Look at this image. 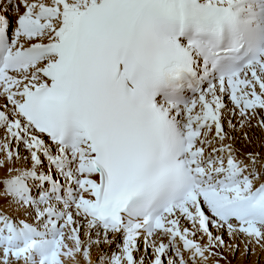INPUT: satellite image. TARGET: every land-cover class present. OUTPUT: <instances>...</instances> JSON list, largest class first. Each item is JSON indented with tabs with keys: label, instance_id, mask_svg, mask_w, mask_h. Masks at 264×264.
Here are the masks:
<instances>
[{
	"label": "snow or ice",
	"instance_id": "6c2138e0",
	"mask_svg": "<svg viewBox=\"0 0 264 264\" xmlns=\"http://www.w3.org/2000/svg\"><path fill=\"white\" fill-rule=\"evenodd\" d=\"M8 3L0 264L264 248V156L244 164L224 128L264 130V0Z\"/></svg>",
	"mask_w": 264,
	"mask_h": 264
},
{
	"label": "rangeland",
	"instance_id": "374dc122",
	"mask_svg": "<svg viewBox=\"0 0 264 264\" xmlns=\"http://www.w3.org/2000/svg\"><path fill=\"white\" fill-rule=\"evenodd\" d=\"M231 118V117H229ZM235 123V120H233ZM225 131L230 132V135L235 137L233 141L234 147L237 148L240 154L244 155L247 158L248 153H260L261 156H264V130H261L256 127L255 121L253 126L250 129H243L238 131H231L228 128L227 120L224 122ZM245 133L247 138H245ZM23 154V149H21ZM264 163V162H262ZM17 167H24L25 165L17 162ZM260 167L259 165L257 166ZM6 173L3 170H0V181L3 180ZM264 180V178H262ZM3 185L0 183V204H6L7 200L10 199L2 194ZM10 214L15 215L13 208H8ZM185 226H189L185 223ZM215 232V230H213ZM83 238V230L81 232ZM119 238L117 237V240ZM224 240L227 243L236 244L239 243V248L235 251L228 249L227 247L213 249L212 251L216 252L215 256L209 255V258L206 262L207 264H264V248L255 247L253 250L246 251L244 244L241 241L230 240L227 233L224 234ZM203 243H207V238L205 237ZM115 249V244L111 246H104V251H110ZM99 249L94 247L91 251V258L93 264H96L97 257L99 254ZM64 264H85V260L82 255H77L75 259L65 258ZM87 264V261H86Z\"/></svg>",
	"mask_w": 264,
	"mask_h": 264
},
{
	"label": "bare ground",
	"instance_id": "6f19581e",
	"mask_svg": "<svg viewBox=\"0 0 264 264\" xmlns=\"http://www.w3.org/2000/svg\"><path fill=\"white\" fill-rule=\"evenodd\" d=\"M258 181H262V180H257L256 182H258ZM85 264H86V261H85Z\"/></svg>",
	"mask_w": 264,
	"mask_h": 264
}]
</instances>
